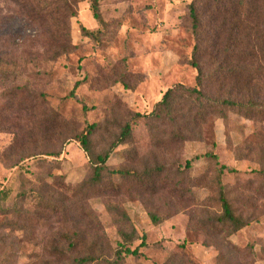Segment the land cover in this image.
<instances>
[{
    "label": "rangeland",
    "instance_id": "374dc122",
    "mask_svg": "<svg viewBox=\"0 0 264 264\" xmlns=\"http://www.w3.org/2000/svg\"><path fill=\"white\" fill-rule=\"evenodd\" d=\"M97 1L106 26L93 18L89 1H80L76 17L66 21L74 49L54 60L45 30L22 8L0 0V71L5 73L0 77V192L9 196L1 209L12 210L17 194L31 190H42L67 208L63 217L47 220L32 197L23 206L29 220H38L21 221L18 229L6 227L16 220L0 212V264H70L50 255L54 244L66 247L62 235L80 236L76 256L96 243L111 262L124 244L120 230L132 229L137 239L127 248L139 247L143 236L146 247L140 249L142 257L128 256L125 264H163L169 258L175 264H223V255L230 264H264V123L237 112H228L226 120L210 116L201 142L149 152L147 127L139 120L107 166L142 173L144 165L157 161L168 171L156 182V193L128 180H116L114 188L83 187L90 163L73 136L100 126L92 141L96 152L106 148L131 115H148L177 85L194 88L197 75L189 65L192 0ZM48 28L55 33L51 23ZM81 28L101 30L100 41L85 37ZM77 83L74 99L70 94ZM247 86L240 80L222 93L236 99L241 92L240 98L264 104V80ZM20 100L26 103L19 105ZM213 150L220 166L234 171L224 174L223 184L234 209L248 221L223 249V239L212 237L205 225L207 215L219 212L214 166L195 159ZM128 151L136 153L134 162ZM187 162L191 168L182 175ZM210 180L214 187L206 184ZM109 208L125 212L127 222ZM151 215L160 223L153 224Z\"/></svg>",
    "mask_w": 264,
    "mask_h": 264
},
{
    "label": "trees",
    "instance_id": "16d2710c",
    "mask_svg": "<svg viewBox=\"0 0 264 264\" xmlns=\"http://www.w3.org/2000/svg\"><path fill=\"white\" fill-rule=\"evenodd\" d=\"M9 1L29 13L27 15L29 19L49 35L48 39H44L46 44L54 47L52 59L55 60L71 53L74 47L66 21L76 17L75 8L82 0ZM86 1L90 2L93 18L101 28H104L106 24L102 18L98 1ZM204 1L206 4L202 13ZM187 17L194 40L189 65L197 73L196 86L188 88L177 85L169 89L148 115L138 113L131 115L119 129L118 134L114 136L112 144L97 152L92 137L96 136L102 127L91 126L86 133L73 136V139L80 143L87 154L90 163L89 177L83 187L94 188L107 184L114 188L116 180H128L156 193V182L160 180L163 173L168 171L166 166L160 165L157 161L152 167L148 163L144 165L142 173L136 169L113 170L107 166L113 151L126 144L132 137L133 125L139 120H143L147 127L149 138L147 150L149 152L163 150L189 141L201 142L203 126L207 124L210 116L226 120L228 112H237L250 120L264 123V104L259 99L255 97L240 98L241 92L237 93L238 99H233L230 94L226 96L222 93L232 83L239 84L240 80L248 84L247 88H251L249 86L254 82H257L258 87L259 82L264 80V0H192ZM50 23L55 28L54 34L49 32ZM60 25L62 28L58 29ZM81 32L85 37L95 42H99L102 35L101 30L90 32L81 28ZM43 35H45L44 31ZM247 64L249 67L245 68ZM3 76L5 73L0 71V77ZM78 87L79 84H75L70 94L74 99H76L75 91ZM25 103L24 100L19 101V105ZM135 154L128 151V159L134 162ZM195 159H205L214 166L215 178L213 181H215L217 191L216 204L219 212L207 215V224L205 225L212 237L223 239L220 244L222 249L229 247L227 241L248 226V221L244 220L242 215L234 209L223 184L224 174L234 171L220 166L219 158L214 150ZM184 168L182 175L191 168V162H187ZM176 169L180 171L179 168ZM213 181L210 180L206 183L209 188L214 187ZM261 194H263L262 191ZM8 197L7 192H0V212L12 215L16 223H8L5 225L6 227L14 226L18 229L17 225L21 221L29 225L30 222L38 220L36 217L29 220L30 213L23 206L32 197L37 199L36 207L44 210L45 214L42 218L47 220L63 217L67 210L66 206L55 204L53 196H47L42 190H31L30 192H19L15 198V207L12 210L4 211L1 209V204L6 202ZM109 209L118 211V209ZM118 212H120L118 217L122 221L121 223H126L128 218L125 212ZM151 221L153 224L160 223L155 215H151ZM120 235L124 244L114 253L115 258L111 262L107 261L108 256L102 254V248H99L96 243L92 244L90 252H87L83 257L76 256L75 253L82 244L79 241L80 236L73 237L72 235H62L60 238L66 247L56 243L52 246L50 255L60 263L68 260L70 264H98L102 262L125 264V258L128 256L137 259L142 257L140 249L146 247V238L143 236L140 239V246L130 250L127 247L137 239L136 231L134 229L130 232L120 230ZM220 260L223 264H230L224 255L223 258L220 257ZM163 264H175V260L169 258ZM178 264H192V262L180 261Z\"/></svg>",
    "mask_w": 264,
    "mask_h": 264
}]
</instances>
